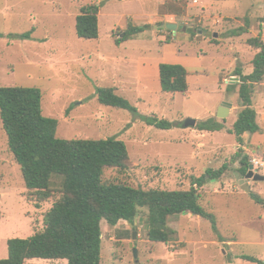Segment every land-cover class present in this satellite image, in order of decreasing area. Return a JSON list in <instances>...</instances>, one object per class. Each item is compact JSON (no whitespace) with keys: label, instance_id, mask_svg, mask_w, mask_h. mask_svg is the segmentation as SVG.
I'll return each mask as SVG.
<instances>
[{"label":"rangeland","instance_id":"obj_1","mask_svg":"<svg viewBox=\"0 0 264 264\" xmlns=\"http://www.w3.org/2000/svg\"><path fill=\"white\" fill-rule=\"evenodd\" d=\"M90 3L99 5L98 38H79L75 17ZM165 12L176 15L175 31L154 28L163 23L158 16ZM146 23L150 27L115 44L128 25ZM32 28L29 39L17 37ZM0 35V86L38 87L42 114L58 121V138L122 140L128 165L104 167L103 180L144 190L195 187L222 238L208 220L185 212L168 218L174 231L168 242H151L147 209L140 208L133 223L100 222V264H258L241 255L264 261V207L249 193L264 198V180H246L245 191L238 170L240 155H248L249 164L257 157L254 171L264 175L259 161H264V134L244 133L247 149H242L231 132L242 109L240 81L232 77L238 78L236 69L242 75L252 71L258 50L247 41L257 36L264 41V0H0ZM160 63L186 68V92L162 90ZM259 83L264 87V77ZM257 85H252V95ZM107 87L115 88L137 114L99 103L97 89ZM223 102L237 108L219 119L216 113ZM262 102L260 110L264 97ZM143 116L166 119L172 126H149ZM187 118L196 120L195 127L182 126ZM210 118L224 128L198 131L199 122ZM223 164L227 168L219 177H206L201 187L193 184L207 169ZM60 186L61 179L53 178L51 196L37 205L8 149L0 119V259L8 255L7 240L43 228ZM26 264L66 262L35 258Z\"/></svg>","mask_w":264,"mask_h":264},{"label":"trees","instance_id":"obj_2","mask_svg":"<svg viewBox=\"0 0 264 264\" xmlns=\"http://www.w3.org/2000/svg\"><path fill=\"white\" fill-rule=\"evenodd\" d=\"M98 13L99 5L96 3L80 7L75 17V32L79 38H98ZM148 27L149 24L128 25L124 36L116 39L115 44ZM32 30L17 37L29 39ZM247 43L258 51L251 61L249 74L242 75L238 69L234 74L240 81L238 95L242 109L231 132L240 144L243 133L261 131L256 122V112L251 107V94L252 85L264 77V41L257 36L248 39ZM158 75L163 91H187L188 73L183 65L160 63ZM96 96L101 104L137 114L136 108L118 95L115 88H98ZM41 97L38 87L0 86V119L7 135L8 149L20 167L27 191L34 193L37 205L51 196L53 178L61 179L60 195L45 213L43 228L26 238L7 240L8 255L0 259V264H26L35 258L66 260V264H100V222L105 220L110 226H115L120 220L133 223L140 208L147 209V238L151 242H168L174 234L168 226V218L185 212L208 220L219 240L222 239L213 216L200 205L201 196L195 187L188 190H144L103 180L104 167L125 168L128 165L130 158L125 143L114 137L58 138V121L42 114ZM141 118L149 126L161 129L172 126L166 119L155 116ZM197 127L200 131L224 128L215 118L199 122ZM240 156L238 170L245 175L248 155ZM226 168L227 165L223 164L218 170L207 169L205 175L194 179L193 184L201 187L206 177L217 178ZM249 193L256 204L264 207V198L252 191ZM241 258L264 264L255 256L241 255Z\"/></svg>","mask_w":264,"mask_h":264},{"label":"water","instance_id":"obj_3","mask_svg":"<svg viewBox=\"0 0 264 264\" xmlns=\"http://www.w3.org/2000/svg\"><path fill=\"white\" fill-rule=\"evenodd\" d=\"M154 28H156V29H167L170 31H175L177 28V24L173 23V22H163V23H160L158 25H154ZM214 36H216V33L214 34ZM232 79L238 80V78H235V77ZM231 106H232V104L230 102H223L220 105V107L216 113V117L219 119H225L229 114V110H230ZM195 125H196V120L192 119V118L185 119L183 124H182V126L184 128H190V127L193 128V127H195ZM249 179H251L255 182L256 181H263L264 175H261V174L257 173L256 171H254L253 165L249 164L247 172L245 173L244 177L242 179H240V181H239L242 189H244L245 191H249V186L246 183V180H249ZM134 238H135V233L132 234V239H134ZM129 246L130 247L133 246L132 241L129 243ZM132 253H133V257L135 259V262H138L136 248L132 247Z\"/></svg>","mask_w":264,"mask_h":264},{"label":"crops","instance_id":"obj_4","mask_svg":"<svg viewBox=\"0 0 264 264\" xmlns=\"http://www.w3.org/2000/svg\"><path fill=\"white\" fill-rule=\"evenodd\" d=\"M175 14H173V13H171V12H165V13H163V14H161V15H159L158 16V18L160 19V21H162V22H173V20H174V18H175ZM173 23H175V22H173ZM146 24H149V23H146ZM257 50V49H256ZM233 78V77H232ZM238 80H239V78H238ZM229 82V81H228ZM255 84H258L257 86H256V88L254 89V92H253V95L251 94V107L255 110V112H256V122H257V124H258V126L260 127V132H258V133H263L264 134V110H260V108L262 107V104H263V102H262V98L264 97V87H260L261 86V84H263V83H255ZM230 87H232L233 88V86H230ZM235 108H237V105L236 106H234V105H232L231 106V108H230V110H229V114L231 113V112H233L234 111V109ZM228 114V115H229ZM260 121L261 122H263V124H260ZM233 125V124H232ZM198 131H200V130H198ZM204 131V130H203ZM220 131V130H219ZM204 132H206V131H204ZM244 134V133H243ZM241 135V138H242V140H243V136L244 135ZM232 135L233 136H235L233 133H232ZM236 145L237 146H241L242 147V149H247L246 148V146H245V142H243L242 141V144H240L239 142L238 143H236ZM264 148V147H263ZM255 159L254 160H256V158L257 157H254ZM260 161V163L262 164L261 166H263L264 167V161L263 160H259ZM260 182H262V181H260ZM248 184V183H247ZM198 217H200V216H198ZM202 218V217H201ZM205 219V218H204ZM65 262H66V260H65Z\"/></svg>","mask_w":264,"mask_h":264},{"label":"built area","instance_id":"obj_5","mask_svg":"<svg viewBox=\"0 0 264 264\" xmlns=\"http://www.w3.org/2000/svg\"><path fill=\"white\" fill-rule=\"evenodd\" d=\"M257 164H259L258 161H256V160L253 159V164H252L253 165V169H254V167L257 166ZM260 165H262V164L260 163Z\"/></svg>","mask_w":264,"mask_h":264}]
</instances>
